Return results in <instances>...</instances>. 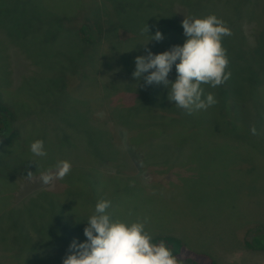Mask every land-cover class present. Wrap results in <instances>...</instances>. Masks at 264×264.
Here are the masks:
<instances>
[{"label": "rangeland", "instance_id": "374dc122", "mask_svg": "<svg viewBox=\"0 0 264 264\" xmlns=\"http://www.w3.org/2000/svg\"><path fill=\"white\" fill-rule=\"evenodd\" d=\"M32 1L36 12L31 0H11L9 23L0 21V100L19 105L18 124L32 134L23 135L29 143L0 151V264H62L69 244L86 239L84 220L100 199L111 202L112 219L147 216L152 237L176 233L221 264H264L263 252L243 247L247 229L264 225V0ZM209 14L231 30L222 44L233 76L249 84L241 76L248 79L251 67L263 77L262 108L246 100L238 122L255 126L249 151L241 141L197 133L209 108L192 113L200 124L188 141L175 145L181 135L166 132L144 137L160 131L170 101L162 84L134 79L135 57L147 55L143 43L157 30L166 37L147 41L153 54L182 45L184 17ZM83 23L99 28L88 43ZM10 29L20 38L8 37ZM238 49L254 58L252 66ZM175 77L173 66L168 78ZM203 88L214 94V107H224L220 86ZM40 137L47 155L34 157L30 143ZM60 160L71 163L70 173L44 185L40 174ZM84 172L92 174L88 185Z\"/></svg>", "mask_w": 264, "mask_h": 264}, {"label": "clouds", "instance_id": "9594fccd", "mask_svg": "<svg viewBox=\"0 0 264 264\" xmlns=\"http://www.w3.org/2000/svg\"><path fill=\"white\" fill-rule=\"evenodd\" d=\"M181 25L186 37L182 45L153 54L146 44L149 39L161 41L164 38L159 30L143 43L147 55L135 57L132 76L137 81L143 78L146 86L162 84L167 89V99L192 114L218 103L213 93L205 94L203 85L216 88L230 79L231 73L226 71L229 59L222 40L232 33L214 14L184 17ZM142 31L149 33L148 26ZM173 66L176 77L169 80ZM250 131L256 134L255 126ZM30 152L34 157L47 155L39 139L30 143ZM71 167L67 160L57 161L54 169L40 174V181L50 185L55 180H63ZM32 175V171L27 173L29 179ZM110 206L107 199L95 203L94 211L84 220L87 222L83 228L86 239L83 242L74 239L69 244L62 264H179L163 241L152 242V235L146 230L147 216L132 221L112 219L107 214Z\"/></svg>", "mask_w": 264, "mask_h": 264}, {"label": "trees", "instance_id": "16d2710c", "mask_svg": "<svg viewBox=\"0 0 264 264\" xmlns=\"http://www.w3.org/2000/svg\"><path fill=\"white\" fill-rule=\"evenodd\" d=\"M14 1L16 0H12V2ZM10 2L11 0H0V21H2V23H6V24L9 23L8 17L11 16L12 13ZM30 5L32 6L34 12H36L37 9L32 0ZM20 10H22V7H20ZM36 21L40 23L39 20H35V22ZM26 23L28 24V22ZM95 26H96L95 24L83 23L79 27V33L82 34V38L84 42L88 43L95 38V34L97 33L96 30L97 31L99 30V28ZM28 29L29 28L25 29L24 34L25 33L29 34ZM11 30L12 29L7 31L8 37L12 39L20 38L18 37L19 35L15 34L16 32L14 30L12 31ZM165 37L166 36H164V38ZM226 47L228 46H225L224 48L226 49ZM72 53L76 55V52H72ZM77 53L78 55L81 54L79 50ZM239 54L240 53L238 49L236 52V56H238ZM227 56L229 59L230 56L228 52H227ZM241 59L247 61L249 66L253 65L250 62L253 61L254 58H252L253 60H250L249 58H241ZM229 64L226 71L231 73L230 79H228L224 84L220 85L219 88V91L220 90L222 91L221 94L223 99L225 100L224 107L220 109L217 106L214 107V105L210 106L209 109L206 111V113H203L209 115L204 122V126H202L198 130V132L197 131L196 132L197 133L204 132L212 136H220L221 138L224 137L226 139H233L236 140L238 143L239 141H241L240 142L241 143L240 145L242 146L241 150L249 151V148L253 147L252 138L249 137L250 135H252V132L250 131L251 125L249 126L248 123L244 125V128H242L240 127L238 122L243 121L241 118V112L243 113V110L248 106L246 105L247 104L246 100L251 98L254 100V105H257L260 108H262L261 106L262 104L259 100V94H261L262 91L261 82H263V77L260 76V72H256V75L253 74L251 67H249L248 79H246V77L243 76H241V78L242 81L250 80L251 82L245 85L242 82L241 85L240 78L237 76H233L234 72L236 71H234ZM254 64H256L257 67H260V59L258 60V62L257 61L254 62ZM245 89L248 91L249 95H247ZM225 92L226 95H224ZM251 92H253L254 95H252ZM17 109H20V107L18 104H15L14 101H10L7 99L0 100V139L3 142V147L0 150L1 155L5 147H17L20 144L24 145L25 143H29L27 142V138L25 140L23 139L24 134H27V136L32 140V134L26 132V129L24 128V122L23 124L20 123L18 124V121H22L20 120L22 118L21 117L22 115L17 114ZM164 111L165 112L162 115L161 122L157 126V128L160 131L157 132V134H155V133H149L151 131L149 130L148 131L149 134L147 133L144 134V137H147L145 138V140H149L153 137L163 136L165 132L167 133V135L165 136L164 134V137H168L176 133L174 135H178V136L181 135V137L176 138L177 140H175L174 138H168V139H174L173 141L171 140V143L178 145L179 143H182L184 140L187 139L186 137L188 136V134H192L191 131H193L194 125L200 124L194 115L185 113L184 110L177 108L173 102L167 101V103L164 104ZM183 115H189V118L187 120H182ZM187 125H189V127H187ZM33 139L36 140V138ZM37 139L46 142L45 141L46 137H40ZM84 173H85L84 179L87 182L86 185H88V182L90 183V179L87 176V173L89 175L92 174L90 172L87 173L84 172ZM3 228L4 225H2L0 230ZM158 232H160L157 233L158 235L152 237V242L158 244L160 241H163L166 247H168L171 250L172 254L178 259L179 264H221L211 254L202 251H197L191 248L188 245L189 242L188 239L187 242L186 240H184V238L182 239L181 237L177 236L176 233L174 234L168 231H158ZM243 247L249 251H253L256 253L258 252L264 253V225L258 224L255 226H251L250 228L247 229L246 235L243 239Z\"/></svg>", "mask_w": 264, "mask_h": 264}]
</instances>
